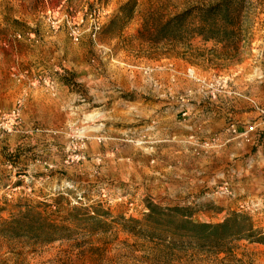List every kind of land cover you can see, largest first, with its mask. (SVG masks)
Returning <instances> with one entry per match:
<instances>
[{"label":"rangeland","instance_id":"obj_1","mask_svg":"<svg viewBox=\"0 0 264 264\" xmlns=\"http://www.w3.org/2000/svg\"><path fill=\"white\" fill-rule=\"evenodd\" d=\"M222 1L0 0V264H264L179 224L264 234V179L244 193L218 151L230 127L264 147V0L205 39Z\"/></svg>","mask_w":264,"mask_h":264},{"label":"trees","instance_id":"obj_2","mask_svg":"<svg viewBox=\"0 0 264 264\" xmlns=\"http://www.w3.org/2000/svg\"><path fill=\"white\" fill-rule=\"evenodd\" d=\"M233 0H223L222 2L207 8H202L198 10V14L200 17V29H198L197 34L203 36L205 39H213L216 34H220L219 28L226 29L229 27H235L238 25V15L240 9L232 3ZM191 12L184 13L178 16L173 17L167 23H165V27L178 25L183 19L190 16ZM220 32V33H219ZM230 32L224 31L223 34L229 35ZM230 35H233L231 32ZM153 212L154 209H151ZM178 209H173L171 212H179ZM185 218V215H184ZM184 220V219H183ZM180 226L183 227H191L198 228L204 231L202 234L212 235L216 233L219 229L223 231L229 230L228 237L236 236L240 239H254L253 242L263 244L264 245V234L256 233L253 231L251 224L247 218L244 216L233 215L229 220L220 225H207L200 224L195 225L190 223L189 221H180ZM235 228V229H234ZM233 232V233H232ZM175 234V233H174ZM179 236H186L185 234ZM202 238V237H201ZM204 238V237H203Z\"/></svg>","mask_w":264,"mask_h":264},{"label":"crops","instance_id":"obj_3","mask_svg":"<svg viewBox=\"0 0 264 264\" xmlns=\"http://www.w3.org/2000/svg\"><path fill=\"white\" fill-rule=\"evenodd\" d=\"M0 80L5 81L6 76L0 75ZM0 88H2V86ZM171 94V89H169L168 95L171 98L176 97ZM4 98L6 97L0 94V107H5L6 105V99ZM218 145L219 154L225 155L224 158L228 163V171H231V173L235 176L244 179L243 183L240 182L242 191L244 193L252 192V179H264V158L262 156L264 153L263 145L257 147L253 154L251 152L253 150V142H246L238 137H230L228 131H225L223 136L218 139ZM3 162L4 161L0 156V169L3 167ZM235 185L236 183L234 184V187ZM257 191H261L264 195V187L261 186V188L257 189Z\"/></svg>","mask_w":264,"mask_h":264},{"label":"built area","instance_id":"obj_4","mask_svg":"<svg viewBox=\"0 0 264 264\" xmlns=\"http://www.w3.org/2000/svg\"><path fill=\"white\" fill-rule=\"evenodd\" d=\"M74 39L76 40V37H74ZM17 110H14V111H12L10 114H8L7 116H6V118H9L11 121H15L16 119H17ZM5 118V116H3L2 117V119H4ZM252 130V127H250L249 129H248V131H251ZM229 133H230V135H232L233 137H238L239 136V134L237 133V131H236V129L235 128H233V127H230V129H229Z\"/></svg>","mask_w":264,"mask_h":264}]
</instances>
